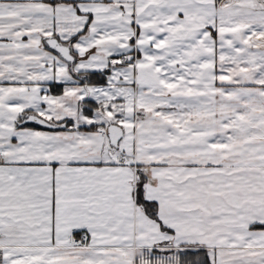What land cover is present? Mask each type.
Returning a JSON list of instances; mask_svg holds the SVG:
<instances>
[{
  "label": "snow or ice",
  "instance_id": "snow-or-ice-1",
  "mask_svg": "<svg viewBox=\"0 0 264 264\" xmlns=\"http://www.w3.org/2000/svg\"><path fill=\"white\" fill-rule=\"evenodd\" d=\"M0 264H264V0H0Z\"/></svg>",
  "mask_w": 264,
  "mask_h": 264
}]
</instances>
